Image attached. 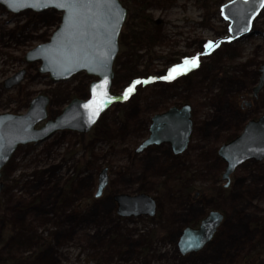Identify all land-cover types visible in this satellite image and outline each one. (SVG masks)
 <instances>
[{
	"label": "rangeland",
	"instance_id": "rangeland-1",
	"mask_svg": "<svg viewBox=\"0 0 264 264\" xmlns=\"http://www.w3.org/2000/svg\"><path fill=\"white\" fill-rule=\"evenodd\" d=\"M230 1L121 0L128 17L112 91L135 89L89 132L59 130L17 148L2 169L0 264H264V160L244 162L225 186L219 154L247 119L264 116V83L255 93L264 64V8L253 19L254 32L233 40L223 13ZM63 14L15 13L0 3V113H25L43 93L55 118L73 98L87 99L96 77L83 71L54 81L40 72L41 61L26 60L51 39ZM197 57V66L185 65ZM22 69L24 79L6 88ZM185 103L193 107L186 149L174 154L163 143L137 152L152 117ZM106 166L109 184L96 197ZM120 193L153 196L156 214L119 215ZM212 210L224 214L212 240L182 254L181 229L198 227Z\"/></svg>",
	"mask_w": 264,
	"mask_h": 264
},
{
	"label": "water",
	"instance_id": "water-1",
	"mask_svg": "<svg viewBox=\"0 0 264 264\" xmlns=\"http://www.w3.org/2000/svg\"><path fill=\"white\" fill-rule=\"evenodd\" d=\"M11 12L26 9L43 11L56 8L64 11L60 26L47 42L34 46L26 55L28 62L41 61L40 72L50 73L54 81L66 80L77 73L87 72L97 79L90 84L87 99L75 97L55 118L49 117L50 99L39 94L31 101L25 113H0V193L3 190L2 169L10 161L20 145L46 140L59 130L89 132L102 114L113 104L126 100L123 92L112 91L114 63L119 53V36L128 17V9L121 0H0ZM63 5V6H59ZM264 8V0H231L223 6L224 16L231 22L233 40L251 35L253 19ZM262 75L255 93L264 83ZM22 69L9 77L6 88L19 84L25 77ZM129 96V95H128ZM192 106H172L152 117L150 135L137 149L143 151L152 144L170 143L175 153L183 152L193 131ZM44 122V125L38 126ZM227 165L223 173L226 184L235 170L248 160L264 159V116L249 121L244 130L219 149ZM109 167L99 174L95 193L100 197L109 184ZM118 213L121 216H154L157 203L147 193L115 195ZM224 214L212 210L198 227L187 226L179 239L182 254L197 252L212 240L223 221Z\"/></svg>",
	"mask_w": 264,
	"mask_h": 264
},
{
	"label": "flooded vegetation",
	"instance_id": "flooded-vegetation-1",
	"mask_svg": "<svg viewBox=\"0 0 264 264\" xmlns=\"http://www.w3.org/2000/svg\"><path fill=\"white\" fill-rule=\"evenodd\" d=\"M95 79H97V78H95ZM94 79V80H95ZM259 80H260V78H259ZM91 84V83H90ZM89 95H90V86H89V94L87 95V98L89 97ZM244 103L246 104V106H248L249 108H252V106L254 105V100L253 99H251V98H245L244 99ZM192 115H193V107H192ZM101 118V117H100ZM259 117H254V118H249V119H247V122L245 123V126H246V124L249 122V121H251V120H257ZM100 120V119H99ZM99 122V121H98ZM97 122V123H98ZM96 123V124H97ZM245 126H244V128H245ZM66 130H68V129H66ZM156 145H159V144H156ZM160 145H162V144H160ZM171 149H172V151L174 152V149H173V147H172V145H171ZM174 154H179V153H175L174 152ZM222 158V157H221ZM223 159V158H222ZM224 160V159H223ZM253 160H255V159H253ZM264 160V159H263ZM255 161H262V160H255ZM224 162L226 163V161L224 160ZM247 162V161H246ZM226 165H227V163H226ZM226 168V167H225ZM231 179H232V176H231ZM231 182V181H230ZM230 185V183L229 184H225V186H229ZM184 229V228H183ZM183 229H181V231H180V233L182 234V231H183ZM181 234H180V236H181ZM179 239H180V237H179Z\"/></svg>",
	"mask_w": 264,
	"mask_h": 264
},
{
	"label": "snow or ice",
	"instance_id": "snow-or-ice-1",
	"mask_svg": "<svg viewBox=\"0 0 264 264\" xmlns=\"http://www.w3.org/2000/svg\"><path fill=\"white\" fill-rule=\"evenodd\" d=\"M59 6H63V5H59ZM218 46V45H217ZM208 47L209 48H212L213 47V44L211 43V42H209V44H208ZM188 64H191L192 65V67H195V66H197V64H198V57L197 58H194L192 61H185V65H188ZM186 70V69H185ZM177 70L176 69H172V72L173 73H175ZM136 83H140L139 81H137ZM134 88H135V85H133L132 87H129L128 89H127V91L125 92V94H124V98H127L128 97V95H130L133 91H134Z\"/></svg>",
	"mask_w": 264,
	"mask_h": 264
},
{
	"label": "trees",
	"instance_id": "trees-1",
	"mask_svg": "<svg viewBox=\"0 0 264 264\" xmlns=\"http://www.w3.org/2000/svg\"><path fill=\"white\" fill-rule=\"evenodd\" d=\"M139 41H140V40H139ZM142 41H145V39H143V40L141 39V42H142ZM144 43H145V42H144Z\"/></svg>",
	"mask_w": 264,
	"mask_h": 264
}]
</instances>
